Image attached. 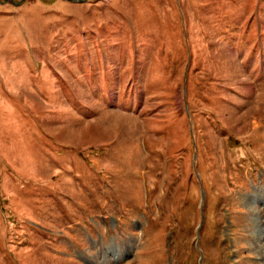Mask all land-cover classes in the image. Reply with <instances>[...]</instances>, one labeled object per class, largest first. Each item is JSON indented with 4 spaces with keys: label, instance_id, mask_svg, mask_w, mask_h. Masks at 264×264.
<instances>
[{
    "label": "rangeland",
    "instance_id": "obj_1",
    "mask_svg": "<svg viewBox=\"0 0 264 264\" xmlns=\"http://www.w3.org/2000/svg\"><path fill=\"white\" fill-rule=\"evenodd\" d=\"M257 189L264 0H0V264H264Z\"/></svg>",
    "mask_w": 264,
    "mask_h": 264
},
{
    "label": "bare ground",
    "instance_id": "obj_2",
    "mask_svg": "<svg viewBox=\"0 0 264 264\" xmlns=\"http://www.w3.org/2000/svg\"><path fill=\"white\" fill-rule=\"evenodd\" d=\"M255 194H252V195H249V197H247L245 199V203L247 205V207L255 214V210H254V207L253 205L255 203H259L260 206L263 205L264 203V196L263 194L261 193L262 191L259 189L255 190ZM254 226L255 228L257 227V224L254 222ZM261 231H259V228L256 229V233L254 234V239H253V242H254V246L256 248V250L258 251V254H260V257L264 259V238L262 236V233H264V227L263 229L261 228L260 229ZM261 243V244H259ZM259 257V258H260ZM119 258V255L117 257V259Z\"/></svg>",
    "mask_w": 264,
    "mask_h": 264
}]
</instances>
